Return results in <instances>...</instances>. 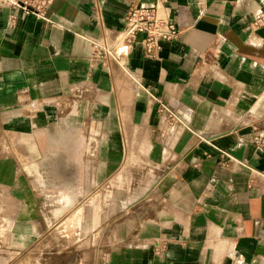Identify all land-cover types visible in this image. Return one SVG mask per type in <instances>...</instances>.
I'll return each instance as SVG.
<instances>
[{
  "label": "crops",
  "instance_id": "0c3cea01",
  "mask_svg": "<svg viewBox=\"0 0 264 264\" xmlns=\"http://www.w3.org/2000/svg\"><path fill=\"white\" fill-rule=\"evenodd\" d=\"M131 5L156 6L180 30L157 59L141 43L122 50L132 78L93 59ZM258 12L264 0H55L48 20L0 6V133L54 163L60 192L86 209L131 196L128 218L121 202L103 221L105 264H264Z\"/></svg>",
  "mask_w": 264,
  "mask_h": 264
},
{
  "label": "rangeland",
  "instance_id": "374dc122",
  "mask_svg": "<svg viewBox=\"0 0 264 264\" xmlns=\"http://www.w3.org/2000/svg\"><path fill=\"white\" fill-rule=\"evenodd\" d=\"M6 160L15 164L0 172V264H105L113 245L103 221L116 220L124 204L128 218L131 196L111 193L86 209L85 198L60 192L68 187L61 188L52 176L54 163L46 168L28 145L12 146L0 133V169ZM29 161L39 165L41 175L37 168L30 169ZM113 181L109 180V191ZM130 182L122 189L132 192Z\"/></svg>",
  "mask_w": 264,
  "mask_h": 264
},
{
  "label": "built area",
  "instance_id": "2783aa9c",
  "mask_svg": "<svg viewBox=\"0 0 264 264\" xmlns=\"http://www.w3.org/2000/svg\"><path fill=\"white\" fill-rule=\"evenodd\" d=\"M55 0H0V6L10 10H22L26 15L48 20L49 11ZM264 26V13L255 15L254 27ZM180 30L171 20L161 16L156 6L131 5L125 19V26L119 33L116 41L111 44L103 40L93 45V59L104 66L109 72L112 64L117 63L129 77L124 65L120 64L122 50L141 43L144 56L148 59H157L162 44L177 40ZM264 142V141H263Z\"/></svg>",
  "mask_w": 264,
  "mask_h": 264
}]
</instances>
